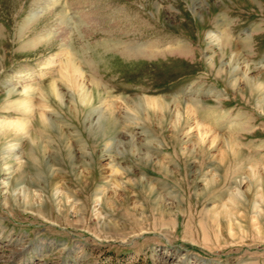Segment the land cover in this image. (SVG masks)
Here are the masks:
<instances>
[{"label": "rangeland", "instance_id": "rangeland-1", "mask_svg": "<svg viewBox=\"0 0 264 264\" xmlns=\"http://www.w3.org/2000/svg\"><path fill=\"white\" fill-rule=\"evenodd\" d=\"M65 47L94 85L93 101L72 105L66 95L61 106L50 99L49 126L36 109L35 146L30 137L0 135V264H264V233L246 222L244 234L231 236L205 213L236 167L229 160L217 189L198 196L222 144L199 147L193 126L197 119L231 135L242 166L254 157L264 165V107L243 76L246 68L264 81V0H0V117L23 115L7 102L22 98L25 87L45 85L50 74L40 77L42 63ZM150 97L178 107L138 117L125 109ZM105 99L114 115L104 113L97 126ZM187 102L198 117L182 112L176 130L175 113ZM144 130L151 149L133 152L128 134L139 146ZM9 143H16L11 152ZM141 152L164 155L173 175L141 160ZM110 160L129 171L108 176ZM139 178L155 190L139 187ZM170 190L177 202L162 214L153 202L157 194L173 202Z\"/></svg>", "mask_w": 264, "mask_h": 264}, {"label": "bare ground", "instance_id": "bare-ground-1", "mask_svg": "<svg viewBox=\"0 0 264 264\" xmlns=\"http://www.w3.org/2000/svg\"><path fill=\"white\" fill-rule=\"evenodd\" d=\"M210 39L219 43L222 39L220 34L209 33ZM64 47V46H63ZM62 47V48H63ZM42 74L41 78L49 75L46 79L45 85H39L37 87H25L22 89L23 97L13 101L7 102L9 105H15L21 110H23V115L19 118L15 117H0V135L9 136L11 134L20 135L21 137H30L31 136V117L34 114V111L38 109L39 111V122L44 126H49L53 124V114L51 112V106L49 105L50 99H54L61 106H65L67 103H71L72 105L75 102L86 107L91 105L93 101V88L87 83L86 75L76 62L75 57L71 54L69 49L65 47L63 50L49 56L41 66ZM57 70V76L52 74V70ZM238 70V69H237ZM249 70H243V76L248 84L252 87V91L258 94L257 103L262 107H264V81H260L257 76L252 77L249 75ZM29 75V74H28ZM31 78V77H30ZM88 78V77H87ZM33 79V78H32ZM36 79V78H35ZM30 81V80H29ZM95 81V80H94ZM234 80L233 82H235ZM28 83V82H27ZM29 84V83H28ZM232 84V83H231ZM234 84V83H233ZM232 84V85H233ZM30 85V84H29ZM13 91V90H12ZM69 96V100L66 103L64 99L65 96ZM38 98L40 100L39 105L36 107L34 104V100ZM111 99L104 100L101 102V106H108L97 118L96 123L99 126V120L103 118L104 113H109L114 115L112 105H107ZM145 106H142L140 103H134L125 106V109L132 114L133 116L138 117L142 111H166L171 105L174 104V109H177V101L176 102H166L161 97H150L144 99ZM100 109L92 108L90 112H98ZM213 111V110H212ZM182 112L187 120L196 119L198 114L193 108V103L185 104L183 106V110L178 109L175 113L174 125L175 129L178 130L179 124L182 120ZM31 118V119H30ZM199 120V119H198ZM197 131V145L201 148H205L206 151L215 150L217 143L221 142L222 146L219 147L218 152L211 155L212 158L218 157V163L214 167L207 169L205 171V175L203 174V187L200 191L197 192L198 196L206 197L214 190L217 189L219 185L218 179L221 177V172L223 171L224 165L229 162V160L233 161L234 167H236V171L231 173L232 179L229 180V184L223 193L215 194L211 197V202L206 206L205 213L208 215L209 219L213 224L217 226L219 222L222 220L225 224V227L228 233L231 236H235L238 233L244 234L246 231L247 223L249 227L255 232L257 236L263 235L264 229V187L262 185V177L264 175V165L261 163L260 159L251 158L254 162L250 164L247 163L246 166L243 164V161H238V157L240 155L239 146L237 145L235 139L231 135H220L217 132H212L211 127H206L201 124L199 121H193ZM95 123V124H96ZM236 125V122L230 123L231 125ZM211 126V125H210ZM175 130V131H176ZM192 126L185 131L186 134L191 132ZM192 133V132H191ZM135 134H128V141L131 144L132 150L139 151L140 146H144V148L151 149L148 142H153V137H150L147 131L139 132V135L142 137V142L140 141L139 146L135 145V141L138 139L134 136ZM11 137V136H10ZM18 137V136H16ZM15 137V138H16ZM5 138V137H4ZM7 138V137H6ZM18 139V138H17ZM7 140V139H6ZM10 140V139H9ZM16 140V139H15ZM141 140V139H140ZM15 142V141H13ZM30 142L33 146H35L37 139L35 137H30ZM8 144V143H7ZM10 144V143H9ZM7 146V145H6ZM16 148V143L10 144L8 146L9 152L13 151ZM134 148V149H133ZM110 147L107 146L106 153L109 155ZM183 153L186 157L191 155V152H188L186 147H183ZM193 149V148H192ZM120 150V149H118ZM7 152V151H5ZM124 150H120L118 153L121 155ZM150 153V152H149ZM152 153V152H151ZM193 153V152H192ZM141 160L146 163H150L157 168V170L163 172L165 175H173L172 162L170 160L164 161L166 158L164 155H160V158H156L155 156H151L146 153H142ZM110 156V155H109ZM17 159V162L21 161V158L17 155H12ZM108 157V156H107ZM226 162V163H225ZM106 166L110 169L108 172V176L116 175L120 173L124 175L125 169L121 166H118L114 163L113 160H110L106 164ZM238 166H241L240 170L237 169ZM238 170V171H237ZM5 171L9 172L10 166L5 167ZM116 173V174H115ZM176 174V173H175ZM229 174V173H228ZM104 179V178H103ZM227 179V178H226ZM223 180V183L226 181ZM113 180V179H112ZM135 180V179H134ZM133 181V180H132ZM114 185L120 187V182L114 178ZM134 182V181H133ZM132 182V184H133ZM153 182V181H150ZM142 189H147L150 193L154 191V187L151 183L143 182L142 178L135 180L134 182ZM118 189V188H117ZM165 194V193H164ZM167 196L174 198L175 202H165L167 198L165 195L157 194L156 199H154V207L156 210L162 212H166L171 208L172 205H176L177 202V194L176 192L169 191L166 193ZM174 205V206H175ZM173 206V207H174ZM159 212V213H160ZM163 214V213H162ZM247 222V223H246ZM220 230V229H219Z\"/></svg>", "mask_w": 264, "mask_h": 264}]
</instances>
